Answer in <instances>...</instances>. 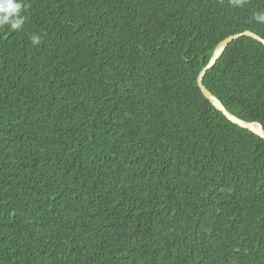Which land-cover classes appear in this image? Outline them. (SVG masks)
<instances>
[{"label":"trees","instance_id":"trees-1","mask_svg":"<svg viewBox=\"0 0 264 264\" xmlns=\"http://www.w3.org/2000/svg\"><path fill=\"white\" fill-rule=\"evenodd\" d=\"M24 3L0 28V264H264V138L197 82L226 37L264 39V0ZM203 85L264 130L262 43Z\"/></svg>","mask_w":264,"mask_h":264},{"label":"water","instance_id":"water-1","mask_svg":"<svg viewBox=\"0 0 264 264\" xmlns=\"http://www.w3.org/2000/svg\"><path fill=\"white\" fill-rule=\"evenodd\" d=\"M242 36H248L251 37L260 43L264 45V39L257 34L251 32V31H243L241 33L233 34L225 39H223L216 47L214 53H212L210 60L208 63L201 69L199 72V75L197 77L198 86L202 92V94L207 98L210 103L216 107L219 111L222 112V114L231 122L239 125L240 127H243L245 129L251 130L255 134L259 135L260 137L264 138V130L260 123L258 122H248L245 121L232 113H230L225 106L222 104V102L214 96L204 85H203V78L206 74V72L215 64V62L218 60L220 55L224 52L225 48L228 46L230 42H232L235 39H238Z\"/></svg>","mask_w":264,"mask_h":264},{"label":"clouds","instance_id":"clouds-1","mask_svg":"<svg viewBox=\"0 0 264 264\" xmlns=\"http://www.w3.org/2000/svg\"><path fill=\"white\" fill-rule=\"evenodd\" d=\"M233 8H242L247 0H228ZM24 0H0V28L8 26L12 31H19L23 28L27 17L23 15L26 10ZM253 19L258 24H264V11L253 13ZM32 45H39L41 36L33 34L30 36Z\"/></svg>","mask_w":264,"mask_h":264}]
</instances>
